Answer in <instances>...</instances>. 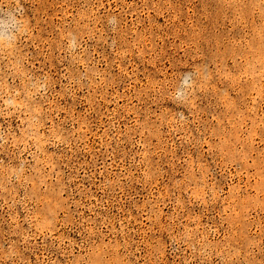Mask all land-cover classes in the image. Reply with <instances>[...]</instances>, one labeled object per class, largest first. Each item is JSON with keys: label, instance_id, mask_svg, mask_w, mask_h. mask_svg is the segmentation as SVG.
<instances>
[{"label": "rangeland", "instance_id": "1", "mask_svg": "<svg viewBox=\"0 0 264 264\" xmlns=\"http://www.w3.org/2000/svg\"><path fill=\"white\" fill-rule=\"evenodd\" d=\"M0 264H264V0H0Z\"/></svg>", "mask_w": 264, "mask_h": 264}]
</instances>
